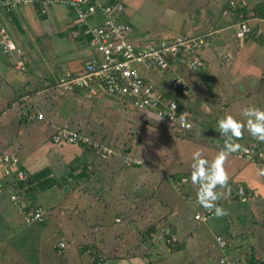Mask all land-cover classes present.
<instances>
[{
    "label": "rangeland",
    "instance_id": "374dc122",
    "mask_svg": "<svg viewBox=\"0 0 264 264\" xmlns=\"http://www.w3.org/2000/svg\"><path fill=\"white\" fill-rule=\"evenodd\" d=\"M103 1L105 2V0ZM114 1L117 0H107L106 2ZM131 1L133 2L130 3L128 9L133 13L135 19L141 18L142 24H139V26L143 29H147L134 31L142 32L145 35L151 34L153 38H149L154 41H159L160 38L173 37L185 32V30H176V24L170 27L160 24L162 18L165 20L168 18L167 16L172 18L178 15L177 9L181 5L178 0ZM191 1H196L197 5L202 6L201 10L208 11V13L214 17L219 13L218 9L215 7L217 6L216 4L215 6L214 4H210L211 6L208 5L209 0ZM61 8L63 9V7ZM45 11L47 17L49 15L47 7ZM191 14L195 13L191 11ZM38 15L37 12V18L41 22L44 17H38ZM99 20V17L92 18L88 21V24L94 25L98 23ZM124 20L128 21L126 18H124L123 21ZM56 28V25L50 20L45 22L44 30L47 31L48 39H60V43L55 44L53 42L54 44L42 45L41 50H35L36 44H38L39 41H29L32 42V45L26 43L27 45L25 46L27 50L24 51L26 66L28 67L27 70L40 76L45 75L49 79L47 81H53V83H55L57 79V74H50L48 69H42L41 62L48 61L49 64L55 62L58 64L60 71H64L65 69H70L66 67L67 55L70 54L72 56L69 57H74L78 54L81 63H84V60L88 58L87 51L74 47L68 48V45L65 43L67 41H64V37L66 38L69 34L68 30H56ZM27 29L28 28H25L24 30L26 36L28 35L27 33H29ZM230 33H232L231 30H224L219 33V35L228 39L231 37ZM260 36H262V34ZM255 39L256 38H249L242 42L243 47H233L232 50H230L228 62L231 64H228L227 67L226 72L228 78L226 83L222 81L225 79L223 74L219 73L218 64H220L219 61L222 59L218 56H215L213 63V68L216 71L211 75L213 77L209 83L198 81L200 73L209 72L202 71L200 67L195 71H188L185 76L186 79L189 78L190 74H195L193 85L196 90L195 94L197 98L201 100L203 97L207 98L209 105L205 108L196 101L193 103L192 100L193 104L191 105L194 115L192 120L194 122L195 119L196 122L190 127V130H188L189 132L182 134L171 132L168 128L164 127L165 123L161 119L158 120V118H155L150 113L144 114L132 108L123 107L117 100L106 96L92 99L83 97L82 95L77 97L76 95L72 96L68 94L67 97L58 96L52 98L53 93H49L47 95H39L40 100L39 96H36L35 102L41 104V107L37 109L43 113V119H41V121L45 120L44 112L46 111L48 114L49 109H51L53 113L49 119L52 120L54 125H59L58 128L65 126L70 129H79L88 134L96 133L98 135L97 138L102 137L105 143L113 147L115 152L106 161H111L110 165L113 167H111V169H113L114 172L109 174L107 180L98 184L100 188L104 186L101 185L102 183L107 185L108 191L103 197H105L109 205L114 204L117 200V193L115 194L116 200L112 199L114 197L113 191L116 185L122 182V179L119 177L122 178L123 176L127 177L132 175L131 179L135 182H139L140 185H138L139 188H131V192L129 191V193L126 189V196L133 204V207L129 208L131 212L128 217L125 216V218H123L120 216L121 213H124V208H121L123 211H115L110 208L108 212L107 210L96 211L98 219L94 220L93 212L95 211L97 203L89 200L90 208H88L85 213L80 214L79 219L82 222L76 219V224L71 218L69 219L60 213L62 211L61 207L55 209V207L53 208L54 205L49 206V204L43 202L41 205L45 207V218L47 219L48 217L47 222L50 223L33 222L26 225L23 223L20 215L8 198L10 191L8 189H0V264H60L65 258L66 248L65 254L61 255L56 254L54 250L50 248V244L56 242L60 238L59 234L55 232V225L62 224V231L65 232V237H67L66 228H74L76 234L84 230L85 234H90L92 232V234L95 235L96 228H92L90 224L96 222H113L118 225V232L113 235L112 239L108 236L103 237L107 242L106 246L110 248L105 252V254H108L106 256L110 257L109 259L114 260V254L110 251L113 246L117 248L115 253H117L118 257L143 256L146 255V252H149L151 255L152 252L158 250L160 251V255L151 256V258L158 261L176 250H170L167 246H164L160 234V227L157 229L156 233L152 234V240L148 239L147 235H145V230L148 226L154 225L156 222L165 224L167 220H169L172 225L175 224L179 226V232L182 231V233H177L180 237L177 242L178 247L180 248L182 246L181 240L188 238L187 242L190 244V247L195 251L202 252L197 258L198 261L199 259L202 260L204 264L208 262L207 260L206 262L204 261L205 258L202 254L210 258V263L219 264L216 259L218 257L219 260L218 255L220 249L213 237V233L217 232H221V237L227 245V255L230 257L231 261L236 262L234 264H239V262L244 264L245 259L251 252H254L257 258L264 260V198L259 196L256 200L246 203H239L237 200L233 199L234 188L232 186V181L234 180L231 174L237 165H242L244 166L243 173L245 176L243 178L248 179V177H254L256 175L260 179L264 175L261 174L264 172V162L261 163V165L259 164L260 166L255 164L257 165V167H255L254 164H250L244 159L242 160L236 155L230 154L234 157H228L225 168L230 176L228 188H230L231 191L226 198H222L217 202L227 210V215H224L223 218L214 216V218L206 222V224L196 223L192 217L195 211L200 212L204 209L196 201L197 189L191 182L192 152L196 149H202L206 158L209 160L213 159L220 150L221 142L223 146H225L226 143V140L221 137L217 130L218 120L226 114L225 112L227 110L236 109L237 113L234 114V116L242 119V111L239 112V109H242L243 105L244 107H261L260 105L262 102L258 95L260 92H264V82L260 79L264 71V43H259L258 45V43H254V41L258 39ZM13 57L15 56H7L0 49L1 60L5 59L10 62V64L12 63L14 65ZM75 62L76 60L73 61V63ZM2 67L6 66L3 65ZM2 67H0V116L2 106L5 107L9 104L8 101L10 98L8 95L11 94V90L14 89L16 94L18 91V95L21 96L20 99L26 104V102H29L28 96L27 99H23V96L26 94H22L41 87V81H35L31 89H29L28 86L23 89V87H25V81L21 80V78L23 74L27 73L22 69H16L18 75L15 77V72L12 71L13 68L11 65H9V68L5 69H2ZM169 76V73H163L161 79ZM25 77H27V75ZM17 78L22 82L18 84V82L15 81ZM202 78H204V76H202ZM9 79L10 82L8 83L7 80ZM29 81L33 80L30 79ZM159 83L162 84L161 81ZM204 86L212 87L209 94H205L206 90ZM189 87V94H192V85ZM175 92L176 91L173 90V94H175ZM58 93L57 91L56 94ZM80 94H82V92ZM262 94L264 96V93ZM192 96L193 95L187 97L186 101L192 98ZM43 97L45 98L43 99ZM235 101L237 102L234 103ZM243 102H245V104H243ZM204 104L206 105V103ZM200 106L204 107L203 114L199 112L198 108H200ZM13 107V112L10 113L9 111L8 115H4L2 119H4V121H7V119L10 121V123L7 124V130L13 133V135L10 136L16 137V135H18L19 138L17 139L23 142V149H21L19 153L26 154L29 151H34L39 154L40 151L42 152L40 148L47 141V135L50 133L51 128L46 127L43 131L37 132L35 131V125L33 123L20 125L18 115L16 114V106ZM11 120H13V123H11ZM198 120H201V124H197ZM2 121L3 120H0V125L3 124ZM214 126H217L215 130ZM244 134L243 138L238 141L242 147L250 143L259 142L253 139L246 130ZM6 141L7 139H5L4 142ZM124 152H129L128 155L140 158L142 164L123 168L121 165L123 164V157L121 154ZM1 153L2 150L0 149V154ZM124 171L126 175H124ZM237 171L239 170L237 169ZM131 172L135 174L133 175ZM116 174H118V177ZM166 175H172L173 177L185 175L188 180L182 189H186L188 193H183L187 195H184L182 191H175L165 180ZM96 176H98V173ZM141 179H145V183H141ZM61 180H63V178H61ZM237 182L238 185L246 187L247 190L258 193L257 190H254L255 188L247 187V184L244 182L240 180ZM66 183V180L61 182L64 186L67 185ZM69 187L73 188L74 183ZM217 191L223 192L225 189L218 188ZM39 194L40 192L35 195L38 196ZM157 199L161 202V206L166 208L167 214L165 216H161L156 210L151 212L150 205H157L155 202ZM75 202H78L75 197L68 196L65 203H62V206L66 207ZM139 206L141 207V211H139ZM57 209L59 211H57ZM114 213L119 215V222L112 220ZM82 225H84V228ZM98 230H103V227ZM186 230L192 232V239L189 238V235H186ZM223 230H226V234H224ZM118 235H120L119 238H117ZM232 239H234V241ZM236 246H240L239 254L241 261H239V259L235 261L234 258H231V252H234ZM92 252L93 251H89L88 249L86 255H84L86 258L85 263L91 261L89 255H93ZM183 256L186 257V255ZM188 264H190V262Z\"/></svg>",
    "mask_w": 264,
    "mask_h": 264
},
{
    "label": "crops",
    "instance_id": "0c3cea01",
    "mask_svg": "<svg viewBox=\"0 0 264 264\" xmlns=\"http://www.w3.org/2000/svg\"><path fill=\"white\" fill-rule=\"evenodd\" d=\"M99 1L104 2L103 0L102 1L99 0ZM106 1L107 0H105V2ZM121 1L123 2V4H125V15L123 16V19L126 18L128 20V22L131 24L132 29H133L132 39L133 40H143V39L147 38V37H145L146 35L144 33L139 32V31H134V30H147V29H143L139 26V24L140 25L142 24L141 18L135 19L133 16V13L128 9L130 6V3H132L133 1H131V0H121ZM127 1H129V2H127ZM178 1L181 4L177 9L178 15L176 17H172V18L167 16L168 18H166L165 20H164V18H162L161 23L160 22L159 23L162 26L164 25V26H168V27L176 24L175 25L176 30H185L184 33H193V34L194 33H201V32H204V31L212 29V28L213 29H219V31L216 33V36L213 37L210 40V42L208 43V45L206 47H204L203 50L201 51V57L203 60V64L200 68H202V71H207L209 73H204V72H203V74L200 73V75L198 76V81L199 82H207V83H209V81H211V78L213 77L211 75L213 73H215V71H216L213 68L214 59H215V56H218V57H221V59H222L219 61L220 64H218L219 70H220L219 73L223 74L225 79L222 81H225V83H226L227 82L226 80L228 78V75L226 72L227 67H228V64H231L230 62H228L230 50H232L233 47H237V48L243 47L242 44L239 45L237 43V41L234 39V37H232V33H230L231 37L228 39H225L224 36L219 35V33H221L224 30H231L229 28L224 27L226 25V20H225V18H222L220 16V9L226 3L227 0H209L208 5H210V4H214V6H215V4L217 5L215 7L218 9L219 13L216 17L212 16L210 13H208V11L201 10L202 6L197 5L196 1H191V0H178ZM245 1L247 2V8H246L245 14H247L250 17V19H249L250 24L254 28L262 30V32H261L262 36H258L256 38L258 40L254 41V43H258V45H259V43H264V40H262V39H264V3L262 2V0H245ZM46 7H47V10L49 11V15L47 17H46V11H45ZM61 7H63V9ZM41 10L43 12V15H41V16L38 15V17H44V19L41 22L37 18V10L33 4L22 5L10 13L0 12V29L5 31V34H6L8 40H10L13 43H15L16 45H18L22 50L21 59L24 60V63H23V67L20 69L24 70L27 74H23L21 80L25 81L24 85L26 86V88L28 86L29 89H31V86L34 84L35 81H41V84L42 83L46 84V82H48L47 81L48 77H46L45 75L40 76L37 74H33L32 72H29L27 70L28 67L26 66V60L24 57V51L27 50V48L25 46V45H27L26 43H28L29 45H32V42H29V41L38 40L39 43L36 44L35 50L36 49L41 50L42 45L60 43L59 42L60 39H48L47 33H46L47 31L44 30L45 22H47L48 20H50L51 22H53L56 25V27H57L56 30H60V29L61 30H68V33H69L68 36L66 38L64 37V41H67L65 43L68 45V48L74 47L77 49L85 50L88 52L87 54L89 57V51L85 46L84 39L74 38L71 36V31L75 27L77 21L74 20L72 14L70 13V11L68 10V8L65 5L55 3L52 5H48V6H43L41 8ZM191 11L195 14H191ZM16 14H17V16H16ZM25 28H28L27 30H29V33H27L28 34L27 36L24 33ZM50 30H52V29H50ZM27 37H28V39H27ZM64 50H66V49H64ZM67 56L68 57L66 58V67L70 68L68 70L76 71L80 67H82L83 63H81V59H80L78 54H76L74 57H69V56H72L70 54ZM87 59L88 58H86L84 60V62ZM74 60H76L75 63H73ZM41 63H42V65H41L42 69L46 68V70L48 69V72L50 74L51 73L57 74V77H58V74L61 71H60L57 63L52 62L51 64H49L48 61H44ZM3 65H5L6 67H2ZM9 65H11V67L13 68L12 71L15 72L14 76L16 77L18 75V71L16 70L17 68H15V66L12 63L10 64V62H8L7 60H5V59L1 60L0 59V67H2V69L9 68ZM65 70H67V69H65ZM26 75H27V77H25ZM202 76H204V78H202ZM194 77H195V74H190L189 78H187L188 86L192 85L191 90H192L193 96H192V98L189 99L190 101L185 102L186 108L190 109V112L192 113V115H193V110H192L193 107L191 104L195 103V101L198 102L199 104L203 105L205 108H207V105H209L207 98L203 97L202 100L197 98V95L195 94L196 90L194 89V85H193L194 84ZM18 79L19 78L15 79V81L18 82V84H19L22 81L18 80ZM30 79L33 81H29ZM4 82H6V81H4ZM7 82L9 83L10 79L7 80ZM211 88L212 87L204 86V89L206 90L205 94H209ZM189 89H190V87H189ZM40 91L41 90L27 91V92L23 93L22 95L26 94L28 96V101L32 102L33 104H35L37 107L40 108L41 104L39 102H35V97L39 96ZM14 92L15 91L13 89V90H11V94L8 95V97L10 99L13 97ZM262 93H264V92H260L258 96L261 98V102H262L260 105L261 106L260 108L264 109V103H263L264 96ZM17 94H18V91H17ZM82 96L87 97L84 94ZM101 96L111 97L108 95H101ZM111 98H113V97H111ZM39 100H40V98H39ZM192 100H193V103H192ZM236 102L237 101H235L234 103H236ZM204 103H206V105ZM243 104H245V102H243ZM13 106H16V109H17L16 114L18 115V106H17L16 101L8 104L5 107L2 106V109H1L0 120H3L2 121L3 124L0 125V131H1L0 132V149L2 150V153L6 152V153L15 154V156L18 159V167L21 168L22 170H24L27 174L33 173V172H35L41 168H48L49 169V175L50 176L53 175L54 177H56L58 179L57 180L58 183H56V185H53V186L47 188L46 190L41 191L40 194L38 195L39 197L34 195L33 192L29 195L25 194V200L29 204L40 206L44 210V220L41 223H45V222H46L45 224L50 223V222H47L48 217H47V219L45 218V216H46L45 215V213H46L45 207H43L41 205V203H43V202H46L45 204H49V206L54 205L53 208L55 207V209L61 207L62 211L60 213L69 219L71 218L74 221V223H75L76 219H79V216L81 213H85L87 211V209L90 208L89 200L97 203L95 211L93 212V219L94 220L98 219L96 211H98V210L99 211H106L107 210V212H108V210L110 208L114 209L115 211L121 210V208H124V210L128 212L127 217L129 216V214L131 212V210H129V208L133 207V204L131 203L130 199L126 196V194H127L126 189L128 190V193H129V191L131 192V188H139L138 185H140L139 182H135V181H133V179H131L132 175L127 176V177L123 176L122 178L119 177L120 179H122V182H120L118 185H116V187L113 191L114 197L112 199V200H114V199L116 200L115 194L117 193V195H118L117 200L114 204L109 205V203L106 201L105 197H103L108 191L107 185L105 183H102L101 185H104V186H101V188H100V186H98V184L102 181L107 180L109 178V174L114 172V170L111 169V167H112L110 165L111 161H101V160L97 159L96 157H94L89 151H87V150H85L79 146H75V145H71V144L54 145V144L50 143V136L52 135V133L55 131V129L59 125H54L52 123V120L49 119L53 113V112H49V111H48L49 112L48 114L46 113V111L44 112L45 120H42V121L41 120H35L30 115L26 122H20V125L33 123L35 125V131H37V132L43 131V129L46 127L51 128L50 133H48V135H47V141L40 148L42 150V152L39 149V151H40L39 154L37 152H34V151H32V152L29 151L26 154L19 153L20 150L23 149V147H22L23 142L20 139H17V138H19L18 135H16V137L10 136V135H13V133H10L7 130V124H9L10 121L8 119H7V121H4V119H2V117L4 115H8L9 111H10V113L13 112L12 111V110H14ZM204 107L200 106V108H198L200 114H203V111H204L203 108ZM243 108H245L244 105H243ZM4 109H6V110H4ZM242 109H239V112H241ZM37 110L39 111V109H37ZM233 110H235V111H233ZM233 110H227L225 113L226 114L231 113L232 115H234L237 113V110L236 109H233ZM209 113H210V110H209ZM213 113H214V111H213ZM190 120L192 122V125H194V122H196L195 119H194V122L192 119H190ZM241 120H244V117H242ZM11 123H13V120H11ZM199 123L201 124V120H198L197 124H199ZM216 127L217 126H214V130L216 129ZM244 135L245 134H243V136ZM221 137H223V136H221ZM223 138L225 139V137H223ZM5 139H7L6 142H4ZM253 139H255V138H253ZM238 141H236V142L238 143ZM220 145L221 146L219 149L221 150L222 148H224V146L222 145V142ZM206 146H208V145H206ZM231 154L234 155L233 153H231ZM45 155L48 157H46ZM229 156H231V155H229ZM231 157H234V156H231ZM74 158H78V162L80 163V165L73 163V164H75L74 165L75 169L73 170V173L77 174L78 172H80V170H83L82 175H81L82 177H79L76 181H75V179L72 180V177L66 173L67 171H70L72 169V168H70V163L72 162V159H74ZM250 164H254V166L257 167V165H255V163H250ZM82 165L85 166V169H81ZM260 165H258V166H260ZM237 169L239 171H237ZM243 169H244V166H242V165L238 166L237 165V167H235L236 171L234 170L231 172V174L233 175L232 176L233 180H234V181H232V186H234V184L237 183L238 180H240V181L244 182L245 184H247V187L249 186L251 188H255V190H260L261 178L259 179V177H257L255 175L254 177H248V179H245V178H243V177H245L244 173H243ZM97 173H98V176H96ZM131 173L133 175L135 174L134 172H131ZM116 175L118 177V174H116ZM124 175H126L125 171H124ZM12 177H13L12 175H7V176L3 175L2 168L0 165V187L2 185H5L4 184L5 182L10 181L12 179ZM61 177H64V179L66 180V182H67L66 186L61 184V181L59 180V179H61ZM145 181H146L145 179H141V183H145ZM73 183H74V187L70 188L69 186L73 185ZM1 190H5V189L2 188ZM181 191H182V193L183 192L188 193V192H186V189H181L180 192ZM63 192H65V193H63ZM68 196H73L78 200V202H80V200H81V202L80 203L75 202V203L69 204L66 207H63L62 203H65V200L67 199ZM34 200H36V201H34ZM155 202L157 205H155V204H153L152 206L150 205L151 212L153 210H156L159 214H161V216H165L167 214L166 208L161 206V202L158 199L155 200ZM57 211H59V210L57 209ZM139 211H141V208H139ZM120 216L125 218V215L123 213H121ZM254 216H255V214H254ZM118 217H119V215L118 214L116 215L114 213V215L112 216V218H113L112 220L114 221V219L118 218ZM221 218H223V216H221ZM114 224L115 223H113V222H110V223H105V222H103V223L98 222L97 223L96 222L94 224L93 223L90 224V225H92V228L93 227L96 228L95 235H93L92 232L90 234L89 233L85 234L84 230H81L78 234H76L74 228H70V229L66 228L67 237H65V232L62 231V224L61 225L56 224L55 225V232H57L59 234L60 238L56 242L50 244V248L52 250H54L55 248H53V246H55L58 242H63V244H64L63 253H57V251L54 250V252L56 254L61 255V254H65V248H66L65 258L63 261L60 262V264H89L90 261L85 263L86 258L84 257V255H86L88 249L91 251L95 250L98 253V257H101V258H98V260H100L99 262H101V263L103 262L105 264H145L146 263V258H145L146 255L145 256H136V257H125V256L118 257L117 253H115L117 248H115L113 246L111 247L110 251H111V253L114 254V260L109 259L110 257L106 256L108 254H105V252L110 248H108V246H106L107 242L105 241V238H103V237L108 236V237H111V239H112L113 235L117 234L118 225L117 224L114 225ZM167 224L171 225L170 229H172L171 230L172 234L175 237H177V239L180 238L177 235V233H182V231L181 232L178 231V230H180V227L175 225V224L172 225L169 220L165 221V224L161 223V226L167 225ZM82 227L84 228V225H82ZM102 227H103V230L99 231L98 229H100ZM223 232H224V234H226V230H223ZM220 233L219 232L213 233L214 234L213 237L215 238V235H217V234L222 236ZM186 235H189L190 239L193 238V234L190 230H186ZM119 237H120V235L117 236V238H119ZM187 239L188 238L181 240L182 246L178 250H176L175 252H173L171 254H167L166 256L162 257L163 259H161V260L157 261L154 259L155 263L156 264H188L190 262V264H204L202 260L199 259V261H198V258H197V256L201 255L202 252L193 250V248H191L190 244L187 242ZM232 240L234 241V239H232ZM96 247H98V248H96ZM226 247H227L226 242H225L224 248L218 247L220 249V252L218 255L219 260H218V257L216 260L218 261L219 264H222L221 261L225 262L226 260L230 261L231 264L236 263V262L231 261L230 257L227 255L228 251L226 250ZM239 249H240V246H236L234 252H231V255H232L231 258H234L235 261H237V259H239V261H241ZM183 255H186V257ZM235 255H237V256H235ZM202 256L205 258V260H204L205 262L207 260L208 263H206V264H212L209 261L210 260L209 257L204 256L203 254H202ZM90 259H91V256H90ZM98 260H97V262H98Z\"/></svg>",
    "mask_w": 264,
    "mask_h": 264
},
{
    "label": "built area",
    "instance_id": "2783aa9c",
    "mask_svg": "<svg viewBox=\"0 0 264 264\" xmlns=\"http://www.w3.org/2000/svg\"><path fill=\"white\" fill-rule=\"evenodd\" d=\"M264 1V0H263ZM55 3L63 4L70 9L75 21V27L71 31L72 37L84 39L89 51L88 59L76 71L64 70L59 72L54 87L62 91H70L78 88L82 95L89 98H99L101 95L111 96L122 106L134 110L150 113L167 125L180 130H188L191 126L189 114L179 101V97L187 96L189 86L185 78L188 71H195L201 67L203 60L201 51L216 36L219 29H209L201 33H183L173 37L154 40H133L130 34L133 29L125 20L124 4L120 1L100 2L99 0H0V12L10 13L25 4H38L43 6ZM247 2L245 0H227L220 9V16L225 18L224 27L231 29L232 36L239 45L245 39L256 37L260 30L250 24V17L245 14ZM42 11V10H41ZM99 17L100 20L94 25L88 21ZM249 17V18H248ZM0 49L7 56L14 55V66L17 69L23 67L21 59L22 50L15 43L7 39L5 31L0 29ZM18 58V59H16ZM148 70L151 74L145 75ZM163 73L170 76L163 78L169 90L160 84L151 81L154 77L161 79ZM264 82V75L260 76ZM175 90V94H173ZM27 99V95L23 96ZM35 120L43 119L41 111L31 114ZM50 143L54 145L71 144L84 146L100 159H105L114 153V149L106 144L94 140L75 129L59 127L50 137ZM234 155L249 163L264 161V143L254 142L242 147ZM124 166L140 164L141 160L124 155ZM0 165L3 175H13L16 180H24L26 172L18 167V159L13 153H4L0 156ZM165 180L176 190L180 191L187 182L185 176L173 177L166 175ZM263 193L244 189L238 185L235 193L240 202L256 200L259 196L264 198V175ZM255 190V189H254ZM9 200L20 215L24 224L44 220V210L37 205L29 204L26 200L9 194ZM197 216L200 218L197 219ZM214 214L203 209L194 212L193 220L196 223L206 224L214 218ZM176 239L171 236L167 243ZM215 242L219 248H224L225 241L219 235H215ZM63 242H58L53 248L57 253H63ZM159 254V251H155ZM98 262L96 264H105ZM222 264H231L226 260ZM151 264V263H149Z\"/></svg>",
    "mask_w": 264,
    "mask_h": 264
},
{
    "label": "trees",
    "instance_id": "16d2710c",
    "mask_svg": "<svg viewBox=\"0 0 264 264\" xmlns=\"http://www.w3.org/2000/svg\"><path fill=\"white\" fill-rule=\"evenodd\" d=\"M117 1L122 2L121 0H117ZM262 2H264V1L262 0ZM33 5L35 6V8H36V10H37V12L39 14V16L43 15V12L41 11V9H39L40 8L39 5L38 4H33ZM124 8H125V4H124ZM68 10L70 11V9H68ZM70 13H71V11H70ZM126 22L129 23L128 21H126ZM129 25L131 26L130 23H129ZM145 37H147V38L143 39L144 41L145 40H152L149 37L153 38L151 34H149V35L146 34ZM74 38H79V37H74ZM130 38H132V33L130 34ZM143 72H144L145 75H150L151 74L148 70H145ZM262 75H264V71L262 72ZM47 80H49V79H47ZM56 80H55V82H56ZM151 81H153V82L156 81L155 83L157 85H159L160 84L159 82L161 81L162 84H160V85L163 86V87H165V88H167L166 84L164 83V80L163 79L160 80L159 77L158 78L157 77H154V78L151 79ZM54 84L55 83H53V81H48V82H46V84L45 83H42L40 88L33 89V90H41L39 92L40 93L39 95H47L49 93H53V96L54 97L52 96V98H56L58 96L67 97L68 94H70L72 96H75L76 95L77 97L80 96V95H82V94H80V90L78 88H73L70 91H62V90H59L58 88L54 87ZM25 88H26V86L23 87V89H25ZM168 90H169L168 92H171L170 89H168ZM57 91L59 92L58 94H56ZM189 93H190V91L188 92L187 96H185L184 98L183 97H179V101L182 103L181 105H183V102L182 101L186 102V98L189 97L190 95H192V94H189ZM19 97L20 96L14 92L13 97L8 101V103L10 104V103L16 101L17 106H18V109H19V112H18V120L20 122H26L28 120L29 116L31 114L35 113L37 111V108H39V107H37L32 102H27L26 104H24V102ZM39 98H40V96H39ZM44 98L45 97H43V99ZM109 98H111V97H109ZM112 99L117 100L115 98H112ZM188 101H190V100H188ZM184 105H185V103H184ZM123 107H125V106H123ZM126 108L131 109L130 107H127V106H126ZM185 109L187 110V112L189 114V121L191 122L190 119H193V115L190 112V109L189 108H186V106H185ZM136 111H138V110H136ZM49 112H51V109H49ZM138 112L144 113V112H141V111H138ZM191 126H192V122H191ZM164 127L165 128H168L171 132L181 133V134L182 133H185V132H189L188 130H190V128L188 130H180L178 128H174L172 126H169L167 124H165ZM57 129H58V127L55 129V131L52 133V135L56 132ZM77 131H79L80 133H83L84 135H86V136H88V137H90V138H92L94 140H97L99 142L105 143L102 137L101 138L100 137L97 138L98 135L96 133H93V134L90 133V134H88V133H86L84 131H81L79 129ZM108 145H110V144H108ZM79 147H81V148L89 151L94 157H96L97 159H99L101 161H106L107 159H109L113 155V154H111L110 156H108L105 159H100L99 157H97L96 155H94L89 149L85 148L84 146H79ZM241 148H242V146H241ZM128 153L129 152H124L123 154H121V156L123 157L126 154L128 155ZM136 158H138V157H136ZM73 163L80 165V163L78 162V158L72 159V162L70 163V168H72V169L70 171H67L66 173L72 177V180L75 179V181H76L79 177H82L81 175H82L83 170H80V172H78L77 174H74L73 173V170L75 169V166H74L75 164H73ZM141 163H142V161H141ZM141 163L140 164H131L130 166H132V167L139 166V165H141ZM261 163H263V162L260 161V162H256L255 164L259 165ZM121 165H122L123 168L130 167V166H124L123 164H121ZM81 169H85V166L82 165ZM61 178H63V180H61V179H59V180L61 182H63L65 179H64V177H61ZM57 180L58 179L56 177H54L53 175L52 176L49 175V169L48 168H41V169H39V170H37V171H35L33 173L27 174L26 177L24 178V180H21V181L20 180H16L14 178V176H13L12 179L10 181L5 182L4 183L5 185H2L0 187V189H2V188L8 189L9 188L8 189L10 191L9 194H14V195H16V197L19 196V198L25 200V194L29 195V194H31L33 192L34 195H35L38 192L44 191L47 188H49V187H51L53 185H56V183H58ZM183 185H182V187H183ZM237 186H238V182L235 183L234 186H233V188H234V194H233L232 198L235 199V200H237L239 203H246V202H240L238 200V197H237V195L235 193V190H236ZM243 188L246 189V187H243ZM260 190H261V192H260ZM260 190H257V191H258V193L262 194L263 193V182L262 181H261ZM177 192H180V191H177ZM139 208H141V207L139 206ZM121 211H123V210H121ZM127 213L128 212L124 210V213L123 214L125 216H127ZM114 221L115 222H119V218H115ZM159 223L160 222H156V223H154V225L148 226V228H146V230H145V235H147L148 239H151L152 240V234L153 233H156L157 229H159V227H160V229H161L160 234H161V238H162V240L164 242V246H167L170 250L171 249L172 250H178L179 249V247L177 245L178 239H177V237H175L172 234V231H171L172 229H170L171 225L170 224H167V225H163L161 227V224H159ZM171 236H174L176 240L174 242H172V243H167L166 240H168ZM54 250L56 251V249H54ZM89 251H91V250H89ZM92 254L93 255H90L91 256V259H90L91 261H90L89 264H96L98 258H101V257H98V253L95 250L92 252ZM146 254H147V252H146ZM159 255H160V251H159ZM143 256H145V255H143ZM145 258H147V256H145ZM148 262H149V260L146 259V263L145 264H148ZM154 263H155V261H154ZM239 264H242V263L239 262ZM244 264H264V260L261 259V258L260 259L257 258L255 256V253L254 252H251L249 254V256L245 259Z\"/></svg>",
    "mask_w": 264,
    "mask_h": 264
},
{
    "label": "clouds",
    "instance_id": "9594fccd",
    "mask_svg": "<svg viewBox=\"0 0 264 264\" xmlns=\"http://www.w3.org/2000/svg\"><path fill=\"white\" fill-rule=\"evenodd\" d=\"M261 32L262 30H260L259 35L253 38L260 36ZM242 115L245 118L244 120L238 119L231 113L225 114L218 120L217 130L221 136L225 137L226 143L224 148L219 150L213 159L209 160L206 158L202 149H196L192 152L191 182L197 189L196 201L201 207L212 212L216 217L227 215V210L217 202L222 198H226L231 191L228 188L230 176L225 164L231 153L241 149V145L236 141L243 137L246 130L250 136L264 143V109L256 106L245 107L242 109ZM261 174H264V172ZM218 188L225 189V191L218 192ZM199 218L197 216V219ZM146 255L149 260L148 264H154V259L151 256L159 254L154 251L151 255L149 252Z\"/></svg>",
    "mask_w": 264,
    "mask_h": 264
}]
</instances>
